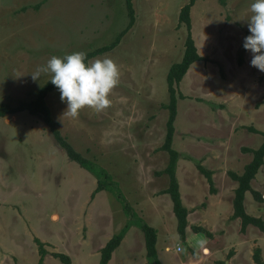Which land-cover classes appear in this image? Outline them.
<instances>
[{"label": "rangeland", "instance_id": "rangeland-1", "mask_svg": "<svg viewBox=\"0 0 264 264\" xmlns=\"http://www.w3.org/2000/svg\"><path fill=\"white\" fill-rule=\"evenodd\" d=\"M190 1L131 0L134 25L117 47L94 57H109L121 70L107 110L85 108L72 119L64 116L67 104L59 90L46 99L62 136L104 173L101 182L111 179V190L94 196L99 176L70 160L40 116L24 111L0 119V264H40L41 259V264H64L55 254L66 255L71 264H99L101 250L123 231L109 264H151L140 222L158 230L159 250L165 253L169 247L166 264L196 259L186 240L174 238L179 235L176 216L155 199L170 184L163 174L170 158L161 149L169 120L163 106L169 103L168 72L185 52L189 32L179 18ZM252 2L198 0L190 12L191 35L203 60L190 67L178 88L172 142L180 154L176 177L188 208L206 205L212 193L198 168L210 171L207 158L228 151L234 161L248 165L250 151L264 141V73L251 66L252 53L243 47L251 34ZM128 23L125 0H0V105L16 107L36 99L51 78L42 74L33 80L37 67L53 55L87 54L108 46ZM257 175L252 185L263 194L264 215V164ZM254 203L248 193L250 212ZM218 222L224 224L220 216ZM193 223L192 232L200 233ZM261 232L250 226L242 240L240 221L220 241L249 246L253 236L264 247ZM205 236L209 239L211 233ZM37 239L47 252L43 257ZM178 242L186 254H175ZM258 249L262 251L256 248L253 256ZM240 251L245 262L249 251Z\"/></svg>", "mask_w": 264, "mask_h": 264}, {"label": "trees", "instance_id": "trees-1", "mask_svg": "<svg viewBox=\"0 0 264 264\" xmlns=\"http://www.w3.org/2000/svg\"><path fill=\"white\" fill-rule=\"evenodd\" d=\"M198 0H191L188 5L182 8L180 13V22L184 23L187 26L188 29V37L185 42V52L183 55L182 60L179 63H176L172 65L170 68L168 75H167V83H168V92H169V103L167 105H164L163 108L167 109L169 111V120L167 123V135L165 139V143L162 146V150L166 151L169 154V163L167 168L163 171V174H167L170 177V184L169 187L162 191V194H169L172 202H173V210L174 214L177 218V230L179 233V237L182 241L186 240V228L188 226V210L182 203L180 190H179V184L176 177V169H177V162L180 158V154L175 151L172 148V142L175 132V120L177 117V102H178V88L180 86V83L182 82L183 78L188 73L190 67L195 63L203 60V57H201L198 53L197 46L195 44V41L191 35V29H192V22L190 17V12L192 7L196 4ZM126 6L128 9V17H129V23L127 28L120 33L116 40L105 47H101L99 49H96L92 52L87 53V60H91L92 58L102 55L106 52H109L113 50L115 47L118 46L120 43L122 37L130 30V28L135 23V13L131 4V0H125ZM36 9L38 7H35ZM86 60V62H87ZM58 90L51 82L50 80L38 91L36 99L32 101H25L21 102L18 106L12 107L7 104L0 105V119L4 118L8 115H15L20 112L27 111L31 115L34 116H40L45 124L48 126L52 134L54 135L56 141L58 144L64 148L70 158L73 162L78 163L80 166L93 171L96 175L99 176V186L96 188L94 192L95 194L104 191V190H111L109 187L110 182L105 183L101 182V176L104 174H101L99 171L93 169L91 163L87 161L85 158H83L78 152L74 150V148L66 141V139L62 136L58 124L55 122L52 112L47 104V97L50 93ZM251 131H257L254 128L250 129ZM258 132V131H257ZM264 135V133H263ZM244 152H249V150L245 149ZM253 153V159L252 161L245 167L243 174L238 175L235 172H229V176L231 179L236 181L238 183V187L235 191V198H234V214L232 216L233 219H238L241 221V232L242 234H245L247 231V228L249 226H255L262 232H264V221L261 218H255L250 215H248L245 211L244 207V200L246 193L250 192L254 199L259 202H263V196L252 189V182L256 178L260 168L264 164V141L262 145L256 149L250 151ZM200 173L204 175L208 182L210 183L211 192L214 193V182L212 179V172L204 169L201 166H198ZM159 174V173H158ZM161 174V173H160ZM159 174V175H160ZM120 199V197H119ZM140 229L144 233L145 237V244H146V251H147V258L148 261L151 264H161L158 255H157V231L148 225L145 222H140L139 224ZM196 232L203 233L207 236H210V233L206 231L204 228L196 227ZM125 236V232H121L119 234H116L113 236L108 243L105 245V247L101 250V259L99 264H109V262L112 259L113 253L116 251V249L121 245L123 239ZM36 243H38V246L41 248L42 257L46 255L47 252L43 249V243H41L38 239L36 240ZM56 258H59L64 264H71L70 259L64 255V254H55ZM43 259L40 260V264ZM254 261L256 264H264L262 257H261V251L258 249L256 250L254 254Z\"/></svg>", "mask_w": 264, "mask_h": 264}, {"label": "clouds", "instance_id": "clouds-1", "mask_svg": "<svg viewBox=\"0 0 264 264\" xmlns=\"http://www.w3.org/2000/svg\"><path fill=\"white\" fill-rule=\"evenodd\" d=\"M248 30L243 47L252 53L251 66L264 73V0H253L250 4ZM83 51L58 57L53 55L46 65L39 66L31 74L33 80L42 74L50 75V82L59 90L61 102L67 104L64 116L77 119L85 108L97 113L112 105L110 96L120 83L121 70L117 62L109 57L87 60ZM195 236V234H194ZM179 241V235L174 237ZM197 253L209 254L206 237L188 241ZM182 243L175 246V254H186Z\"/></svg>", "mask_w": 264, "mask_h": 264}, {"label": "crops", "instance_id": "crops-1", "mask_svg": "<svg viewBox=\"0 0 264 264\" xmlns=\"http://www.w3.org/2000/svg\"><path fill=\"white\" fill-rule=\"evenodd\" d=\"M227 152L220 153V154H213L209 158H207V161L209 162V166H210L209 169L212 172V179L214 182V189L216 190V192L213 194L209 192L207 198H205L206 205H203L204 204L203 202H197L196 204H193L191 208H188V206L184 202L185 201L184 196L182 192L180 191L181 199L183 200L184 205L187 207L189 211L188 227L186 230V243L188 244L189 240H193L194 242V239L197 237H206L203 233H197L194 236L192 229H193V226L195 225L193 222L197 223L198 226H200L201 228H204L205 230H209V233H211V237L207 239L208 240L207 247L210 250L209 254L204 255L201 252L202 253L201 256H197V252L194 251V249L191 246H189L192 252H194L192 257H196V259L190 260L188 264H203L207 261H209L210 264H256L254 261V256L252 254V252L256 248H260L262 250L261 251L262 258H263L262 260H264V247L261 246L262 240L258 239L257 237H253V236L250 237V242H252L253 244L250 243L249 246H246L245 241L241 242L242 245L240 247H236V244L234 243V241H231L227 246H224V243H222L225 237V233L229 232V229L231 228V226H236V224H238V227H239V224H240V221L238 219L232 218L234 214L233 203H234V198H235V191L238 187V183L230 178L229 172L232 171L238 175H241L243 174L244 169L247 165V162L246 164L241 165L239 161H234V159L228 155L229 152L228 153ZM258 178L259 177L257 175L256 178L253 180V182L255 183L256 179ZM167 188L168 186L163 189L166 190ZM252 189L257 192L258 191L260 192L259 190L260 188L256 187L255 185L254 186L252 185ZM248 193H246L245 200H244V207H245L246 213L252 217L261 218L264 221V215L260 207V205L262 204L260 202L256 201V203H254L252 210H251L252 212L248 210L247 208V194ZM158 195L159 196L155 197V199L158 198V200L156 201L159 203H162V202L167 203L169 215L175 216L174 210H173V202L171 198L169 197L170 195L169 194H161V195L158 194ZM261 195L263 196V194ZM172 210H173V213H172ZM201 212H205V214H201ZM154 214H157L156 211ZM148 216H150V214H148ZM218 216H220L221 221H224V224H221L220 222H218V224L216 223L218 220ZM249 228L250 226L247 228V231L245 234L239 233V235L242 236V240L247 238V235H248L247 233L249 232ZM154 229L157 231L156 247H157L158 259L161 262V264H166L169 261V258L166 255V252L168 251L169 247H166V246L164 247L165 253L159 250L158 230L156 228ZM220 240H222V242ZM263 240H264V233H263ZM144 247L146 248V244L144 245ZM228 247L232 248L229 254H227L229 252ZM243 248L246 251L248 250L249 255H250L249 259L247 258V256L244 258L246 260L245 262L243 261V254L240 251ZM115 252L113 253L111 260H113ZM145 252L147 251L145 250ZM224 255H226L227 258L222 262V257ZM175 264H185V263H180V259L178 258V261Z\"/></svg>", "mask_w": 264, "mask_h": 264}]
</instances>
